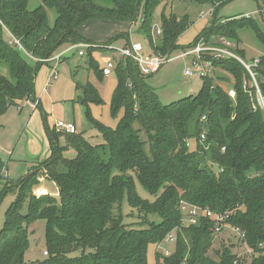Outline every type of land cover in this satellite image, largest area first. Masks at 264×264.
I'll return each mask as SVG.
<instances>
[{
  "label": "trees",
  "instance_id": "trees-1",
  "mask_svg": "<svg viewBox=\"0 0 264 264\" xmlns=\"http://www.w3.org/2000/svg\"><path fill=\"white\" fill-rule=\"evenodd\" d=\"M188 1L212 6L213 20L194 42L180 45L188 17L167 16L164 11L161 38L152 40L153 17L162 0H41L34 9L29 7L30 0H0V62L11 75L9 79L0 74V115L19 102H37L38 72L61 47L96 45L77 32L92 20L130 25L140 21L150 41L147 50L161 55L185 51L202 39L210 45L221 38L238 45V32L247 26L264 46V29L255 20L234 17L217 21L219 9L237 0ZM255 1L264 5V0ZM47 9L57 14L52 26ZM5 33L11 37L8 42ZM130 44L127 36V46ZM93 48L89 49L90 67L102 80L103 68L92 51L106 50L99 45ZM235 52L244 57L240 48ZM21 53L34 58L37 65L31 67ZM212 63L231 79L225 77V84H219L213 77H205L196 96L163 105L147 81L150 77L143 76L133 60L122 57L114 70L117 85L110 114L115 119L123 111L124 116L114 129L92 114L91 105L104 103L99 90L90 83L82 87L79 101L104 144L92 145L80 134L58 132L43 113L51 156L24 178L7 183L0 193V203L9 193L16 197L0 231V264H148L149 247L160 244L171 232L176 233V250L171 256L158 253V264H234L237 256L228 248L218 261L208 256L215 223L202 217L196 225L186 227L181 201L227 214L226 223L243 231L247 245L258 252L264 243V109L257 103L254 85L244 88L252 78L240 62L228 58ZM259 63L254 73L264 98V56ZM230 89L235 90V99L229 95ZM135 122L149 136V153ZM60 138H64V146ZM191 139L197 142L194 152L189 150ZM71 149L76 152L74 159L65 156ZM5 167L0 159V181ZM41 177L53 187L48 194L41 190L42 196H37ZM135 181L153 200L139 196ZM125 198L147 226L128 228L115 214ZM26 202L28 213L23 215ZM151 216L161 221L150 222ZM39 220L46 222L48 256L26 263L29 228ZM75 252L80 255L71 256ZM250 264H264V257L254 256Z\"/></svg>",
  "mask_w": 264,
  "mask_h": 264
},
{
  "label": "rangeland",
  "instance_id": "rangeland-1",
  "mask_svg": "<svg viewBox=\"0 0 264 264\" xmlns=\"http://www.w3.org/2000/svg\"><path fill=\"white\" fill-rule=\"evenodd\" d=\"M41 3V0H30L29 7L30 9H34L40 6ZM212 9L213 7L210 5H198L188 0H162L161 5L153 17V42L161 38V34L159 35L157 31L161 30L162 11H164L167 16L173 14L179 17H188L187 28L178 42L180 45H188L194 42L198 35L211 25L213 20ZM263 10L264 5L255 0H237L219 9L217 21L224 22L234 17L240 19L248 18L249 16L250 19L255 20L264 29ZM47 11L49 22L52 26L57 14L52 9H47ZM201 15L202 18H200ZM110 21L92 20L78 29L82 37L106 50L103 52L97 50L92 51V57L97 61L100 67L103 68L110 59L114 60L116 64L121 60L122 55L120 51L127 46V36L132 43H141L146 49H150V41L145 37L140 21L136 24L134 23L131 27L126 24L122 25ZM118 36L122 37L113 41ZM238 37L240 39V44L237 45L235 42L233 43L236 45V48H240L244 51V57H241L242 60L249 64L252 70L255 68L258 69L260 65L259 61L261 57L264 56L263 44L258 41L251 26L241 29L238 32ZM4 39L8 42L11 40V37L5 33ZM66 49L68 50L66 51ZM89 49L91 48H83L85 55L80 56L79 51L82 49L79 47H67L66 45L61 47L57 52H64L62 54L64 57L62 63L59 65L57 62H51L49 65L44 64L38 72L35 89L37 92L36 97L38 104L41 102V105L35 107L34 101H23L9 107L0 115V159L6 164L0 181V190L4 183V186H6L10 181L16 182L24 178L28 172L33 171L31 169L32 161L46 159L45 148L48 140L44 129L43 113L46 114L47 123L51 128H53L58 121L73 122L76 125L77 134L82 135L92 145L105 143L102 134L91 124L86 115L84 105L79 101V97L83 96L82 87H85L87 84L90 83L99 89L100 95L104 101L102 105H91L92 114L96 119L114 129L124 116V112L122 111L117 118L114 119L111 117V99L117 85V79L114 72L111 76L103 77L102 80L96 76L95 72L90 67L91 58L89 56ZM148 52L151 51L148 50ZM181 53L182 51L177 50L169 54L172 56L173 60L166 63L158 74L147 80L163 105H169L189 96H196L201 89L202 78H191L185 75V70L188 67L194 68L192 64L193 58L181 57ZM21 55L31 67L37 65L34 58L25 53H21ZM49 66L56 68L58 78L53 80L47 91L43 92L44 83H46L45 80H47L48 72L50 71ZM212 70L210 77H213L214 83L225 84V82L222 81L223 78L226 77L231 79L226 72L219 68L213 66ZM0 74L9 79L11 78L8 67L1 62ZM246 85L253 86V80H247ZM38 97H41V99ZM134 126L140 131V139L145 144V151L149 153V136L147 132L142 128L139 122H135ZM204 130L205 135L206 129ZM59 141L60 145H65L64 138H60ZM203 141L205 140L201 138L202 143ZM188 145L191 152L197 149V142L195 139H191ZM65 156L68 159H74L76 157V152L71 149ZM107 157L108 156H106V158ZM43 162H38L33 169L40 168ZM208 165L212 167V169H216V166L210 163V161H208ZM135 182L139 196L144 200H153L142 185L138 181ZM50 187L52 190L53 186L51 185ZM35 194L37 196L41 195L39 191L36 190ZM15 205L16 197L13 193H9L0 203V231L3 229L6 212ZM27 213L28 203L26 202L22 214L26 215ZM115 214L122 218L123 223L128 228L137 229L141 226H147L145 219L140 217L141 213L138 210L130 208L127 198L123 200L121 210L117 211V213L115 212ZM149 221L158 224L161 219L158 216H151ZM184 225L186 227L189 225L187 219ZM181 234L185 236L184 231H181ZM213 234L212 247L208 253V256L213 260L218 261L225 248H228L236 256H242V252L246 250L245 247H241L238 242V237L230 229H224L220 233L215 231ZM175 250L176 243L172 245L163 244L161 249L162 252H159L156 244L151 245L148 249V264H158L156 260L158 253L165 255L164 253L166 251H170L169 256H171ZM44 252H46V222L44 220H39L29 228V246L25 253V262L43 261L48 256L44 255ZM79 255V252L71 254V256ZM259 255L260 254H257V257H259ZM239 260L242 261V264H250L252 261L249 254L242 256Z\"/></svg>",
  "mask_w": 264,
  "mask_h": 264
},
{
  "label": "built area",
  "instance_id": "built-area-1",
  "mask_svg": "<svg viewBox=\"0 0 264 264\" xmlns=\"http://www.w3.org/2000/svg\"><path fill=\"white\" fill-rule=\"evenodd\" d=\"M248 16V15H247ZM202 18V15L200 16ZM248 18H250L248 16ZM157 33L162 35V30H158ZM13 42L15 44H19L17 40L13 38ZM75 47V46H70ZM76 47H79V55L84 56L85 52L83 51V48H93L96 47L92 46L91 44L82 43L79 45H76ZM236 45L227 39H220L219 43L216 45H210L204 41V39L200 40L194 47L187 49L185 51H182L181 57H192V64L194 68L188 67L185 70V75L191 78H205L209 77L212 73L213 69V63L212 60H220V59H236L238 62H240L245 69L249 72L254 87L256 89V97H257V103L261 108L264 109V98L261 94L258 81L256 78V74L253 72L251 66L247 64L245 61L242 60L241 57H239L236 54ZM69 49V48H68ZM67 49V50H68ZM66 50V51H67ZM55 54L50 59L45 60L47 63L49 62H57L59 64L62 54ZM120 54L124 58H130L134 61V63L138 66L141 74L145 77H151L157 74L162 67L168 63L169 61L173 60L171 55H161L156 54L153 51L148 52V50L141 44V43H131L129 46H126L124 49L120 51ZM116 63L114 60L110 59L107 61V63L103 67V74L105 77L111 76L116 68ZM57 78V71L56 68H52V72L50 75V78L48 80V83L46 84V89H48L49 85ZM247 85L245 83L244 88H246ZM229 95L235 99L236 92L233 89L229 90ZM38 105V101L35 103V107ZM202 121H206V117H203ZM55 128L58 132H65L68 134H77V128L76 125L73 122H65V121H58L55 124ZM202 138H205V135H202ZM43 178H39V181L41 182ZM180 211L184 214V222L187 219L189 225H196L200 218H208L210 220H213L215 223L214 232H222L224 229H230L237 237L238 242L241 245V247H245L246 250L243 251V255L246 254L250 255V258L253 259L254 256H257V254H260L264 257V243L260 244L258 246V252H256L254 249L250 248L246 243V235L243 231H241L238 228H234L226 223V219L228 215L223 214H217L214 213L209 208H202L199 206H195L192 204H189L185 201H181L180 203ZM176 233L171 232L160 244L157 245L159 252H162V245H172L176 243ZM170 251H166L164 254L165 256H169ZM44 255H47V252H44ZM241 255L237 256V260L234 262V264H242V261L239 260V258H242Z\"/></svg>",
  "mask_w": 264,
  "mask_h": 264
},
{
  "label": "crops",
  "instance_id": "crops-1",
  "mask_svg": "<svg viewBox=\"0 0 264 264\" xmlns=\"http://www.w3.org/2000/svg\"><path fill=\"white\" fill-rule=\"evenodd\" d=\"M110 21V20H109ZM110 22H113V23H117V24H126L127 26H129V27H131V26H133V25H130V24H128V23H123V22H116V21H110ZM79 29V28H78ZM77 32H78V34H79V31L77 30ZM80 35V34H79ZM132 43V42H131ZM67 50V49H66ZM57 54H60V53H58L57 52ZM63 56H62V58H61V60H60V62H59V64H61L62 63V60H63ZM49 63H51V62H49ZM49 63H47L48 65H49ZM58 64V65H59ZM50 67V66H49ZM51 72H52V67H50V71L48 72V76H47V80H45L46 81V83H44V87H43V92L44 91H47L48 89H46V84L48 83V80H49V78H50V75H51ZM160 72V71H159ZM158 72V73H159ZM157 73V74H158ZM156 75V74H155ZM154 75V76H155ZM57 78H58V76H57ZM56 78V79H57ZM55 79V80H56ZM36 84H37V79H36ZM99 90V89H98ZM37 93V92H36ZM37 95V94H36ZM37 98V97H36ZM38 98H40L41 99V97H38ZM20 103V102H19ZM40 105H41V102L39 103ZM39 104H38V106H39ZM54 127H55V125H54ZM48 140V139H47ZM48 143H47V145H46V148H45V152H46V159H43V160H40V161H32V168L31 169H33L35 166H36V164L38 163V162H43L44 160H47L50 156H51V149H50V144H49V141H47ZM46 144V143H45ZM31 169H30V171H31ZM29 173V172H28ZM43 178V180L41 181V183H40V185L37 187V191H41V190H43V191H45L46 192V194H48L50 191H51V185H52V183L51 182H49V181H47V180H44V177H42ZM8 179V178H7ZM8 180H10V179H8ZM4 182H6V181H4ZM4 185H5V183L1 186V190L3 189V187H4ZM0 190V191H1Z\"/></svg>",
  "mask_w": 264,
  "mask_h": 264
}]
</instances>
